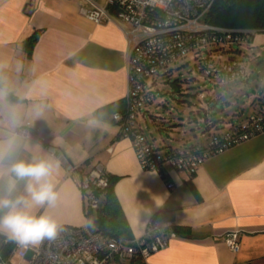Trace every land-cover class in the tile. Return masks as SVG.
Segmentation results:
<instances>
[{"label":"crops","instance_id":"crops-1","mask_svg":"<svg viewBox=\"0 0 264 264\" xmlns=\"http://www.w3.org/2000/svg\"><path fill=\"white\" fill-rule=\"evenodd\" d=\"M82 5L84 0H0V152L12 142L18 158L59 165L51 177L56 205L32 211L48 212L59 225H86L79 180L100 164L116 178L114 193L133 236L142 235L152 215L177 234L145 264H264V132L211 156L194 173L171 170V188L157 173L142 170L112 119L125 108L124 34L117 23L87 19ZM251 103L250 112L257 108V101ZM108 105L113 112H106ZM223 117L224 124L233 120ZM25 123L45 141L17 133ZM232 231L238 232L237 252L224 241Z\"/></svg>","mask_w":264,"mask_h":264},{"label":"built area","instance_id":"built-area-1","mask_svg":"<svg viewBox=\"0 0 264 264\" xmlns=\"http://www.w3.org/2000/svg\"><path fill=\"white\" fill-rule=\"evenodd\" d=\"M214 0H84L80 13L96 24L117 23L126 40L127 92L123 111H114L112 119L120 126V137L130 141L136 160L144 171L163 178L167 186L171 170L194 173L208 158L264 132V97H256L257 108L240 121L231 120L217 128L204 140L177 148L160 150L145 135L147 115L156 124L163 123L152 115V107L162 93L156 87L160 78L169 80V66L191 56L197 58L196 70L218 86L246 81L247 72L241 60L225 57L233 46H252L255 29L214 26L205 21ZM253 100V101H254ZM144 121L145 126L142 124ZM25 123L17 133L44 142V138L27 130ZM38 130L36 129V132ZM55 154V148L48 146ZM108 184V176L100 164L81 174L86 217L95 211L101 197L98 191ZM177 236L172 226L152 215L144 232L132 238H114L83 226L59 225L54 238L37 245L13 241L3 251L7 240L0 242V264H123L134 256L145 262L153 252L165 249ZM228 248L239 250L238 232L224 235Z\"/></svg>","mask_w":264,"mask_h":264},{"label":"rangeland","instance_id":"rangeland-1","mask_svg":"<svg viewBox=\"0 0 264 264\" xmlns=\"http://www.w3.org/2000/svg\"><path fill=\"white\" fill-rule=\"evenodd\" d=\"M225 57L245 64L246 81L218 86L196 70L197 58L191 56L169 66V80L160 78L157 82L162 95L151 112L166 121L156 124L147 116L148 127L144 128L152 145L164 150L204 140L208 133L206 118L217 120L229 115L233 121H240L251 111V102L258 96L264 97V33L255 36L252 46H233ZM211 102L223 108L209 107ZM241 109L244 114L238 112ZM142 124L146 125L143 120Z\"/></svg>","mask_w":264,"mask_h":264},{"label":"clouds","instance_id":"clouds-1","mask_svg":"<svg viewBox=\"0 0 264 264\" xmlns=\"http://www.w3.org/2000/svg\"><path fill=\"white\" fill-rule=\"evenodd\" d=\"M5 159L7 167L0 171V234L21 244L54 238L59 228L57 220L48 212L37 215L32 209L56 205L58 194L51 177L58 163L47 158H18L12 142L7 153L0 152V164ZM5 175L7 180L3 182ZM21 182L23 194H18Z\"/></svg>","mask_w":264,"mask_h":264},{"label":"trees","instance_id":"trees-1","mask_svg":"<svg viewBox=\"0 0 264 264\" xmlns=\"http://www.w3.org/2000/svg\"><path fill=\"white\" fill-rule=\"evenodd\" d=\"M205 21L214 26L264 31V0H214L205 16ZM34 41V35L27 39L26 46L28 51H30ZM172 83L175 84L174 81ZM211 103H213L212 107L217 106L215 102ZM210 104L209 107H211ZM104 108H106L107 113L114 111L113 105H108ZM224 119L226 118L221 117L217 120H207L206 118L205 131L208 132L206 135L213 133L217 128L228 126L232 120L230 119L229 123L224 124ZM165 121L163 119V123ZM107 176V186L97 192L101 197L100 205L95 211H90L87 215V225L93 231H98L108 237L132 238L130 227L114 193L113 187L116 178L109 174ZM3 240L8 242L3 251H8L13 241L9 240L7 236L0 234V242ZM123 264H145V262L139 256H134L129 263Z\"/></svg>","mask_w":264,"mask_h":264},{"label":"water","instance_id":"water-1","mask_svg":"<svg viewBox=\"0 0 264 264\" xmlns=\"http://www.w3.org/2000/svg\"><path fill=\"white\" fill-rule=\"evenodd\" d=\"M210 106L212 107L213 106V103L210 104ZM216 108H223V106H216Z\"/></svg>","mask_w":264,"mask_h":264}]
</instances>
